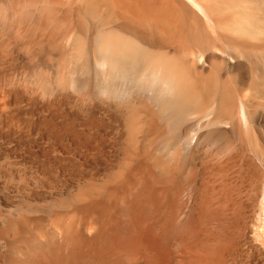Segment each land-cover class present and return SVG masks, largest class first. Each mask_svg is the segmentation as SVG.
I'll list each match as a JSON object with an SVG mask.
<instances>
[{
    "label": "bare ground",
    "instance_id": "6f19581e",
    "mask_svg": "<svg viewBox=\"0 0 264 264\" xmlns=\"http://www.w3.org/2000/svg\"><path fill=\"white\" fill-rule=\"evenodd\" d=\"M250 8L252 10L255 9L257 12L255 10H253L251 12ZM240 9H241L242 14L246 10H247V12H245V14L242 15V14H240L241 13ZM248 12H249L250 16L247 15ZM255 12H256V14H255ZM251 13H252L253 17H254V15L256 16L254 18H257L256 24H258V25H256L254 23L256 26L254 24H252L254 18H252ZM256 21H254V22H256ZM245 22H247L249 25H251V24H252V26L254 25L253 26L254 28L252 27L253 29H255V27L258 29L255 30L254 32H252L253 29L249 28V26H247L248 24ZM240 23H243V24L240 25ZM244 24H247L246 25L247 27ZM242 25H244L246 27V29H243L244 26L241 27ZM248 29L250 31H248ZM261 63L264 67V0H0V64H2V65L4 64L5 67H6V65L9 66L8 68H11L14 73L18 72V71L15 72V70L17 69V67L19 65H21V66L23 65L22 67H24V69H25L24 72L27 70H34V69L35 70L37 69L39 71V69H40L41 71L43 70V72L46 71L47 73L52 74V76L54 75L58 79L59 78L61 79V77H62V79L65 78L68 80V82L70 81V83L71 82L73 83L74 79L77 77L89 76L91 74H94V75L99 77V80L102 78L101 80L105 84L106 88L107 87H113V92H114V94L116 93V96H117V94L121 93L120 96H122V100L124 101V102L123 101L122 102L124 103L125 107L126 106L127 107L132 106V107H130L131 109L138 110V111L140 110V112L142 109H143V111L144 110L146 111L147 109L150 110L149 112H151L153 114H151V113L149 114V112H147L148 115H150L151 117L153 115L155 116V118H153V117L151 118L152 122L153 121L156 122L155 120L158 118L159 119L158 123H160V121H162V123H165L173 132H177V131L179 132L180 128H182V124H185V126H186L185 121H187V119L184 120V123H183V119H184L185 115L189 112H193V113L194 112H201L202 113V112H205L207 110H215L217 112V114L228 115L229 111L233 108L232 105H236V104L241 105L239 121H240V124L244 126V128H247L249 130L250 127L260 126L264 120V104L261 103L262 100L260 98V94L264 95V71L261 69L262 67L259 68V66H260L259 64H261ZM2 65H1V67H2ZM221 71H226L227 78L222 77ZM21 72H23V71H21ZM29 72H32V71H29ZM239 79L241 80V82H243V81L246 82V84L248 86V94H249V91H250V94L245 96V97H242L240 99L239 98L237 99L235 97V94H234L235 91H233L232 83H234V82L237 83V81ZM65 82H67V81H65ZM1 85L2 84H0V86ZM1 88H3V87H1ZM4 88H5V86H4ZM6 88H7V86H6ZM5 89L0 90V94H1V91H4ZM15 90H17V92L21 91V89L18 90V88H16V87L15 88L13 87V89L11 87H10V89L7 88L6 95H7V93L10 95V96L8 95L7 99L10 98L11 96H16V98H17V95L19 96V94ZM22 92H24V90L21 91L20 93H22ZM28 92H30V91H28ZM3 93H5V92H2V94ZM41 94L43 96V93H41ZM21 96L24 98L23 93L21 94ZM45 96H47V95H45ZM3 98L4 97L2 96L1 99L3 100ZM10 99H8V100H10ZM2 100L0 102L1 105L3 104ZM18 100H19V98H18ZM260 100H261V102H260ZM3 101L6 102L7 100L6 101L3 100ZM20 101H21V99H20ZM8 103H9V101H8ZM14 104H15V102H14ZM125 110H126V108H125ZM127 110H128V108H127ZM127 110H126V112H127ZM129 111L132 112V110H130V109H129ZM133 113L135 114V111H133ZM130 114H131L130 116L133 117L134 114L133 115H132V113H130ZM139 114L140 113H137L136 117L134 115V117L136 119L134 117L131 120L129 119L130 121H128L126 123V125L123 126V128L128 126V129H127V127L124 129L126 131L128 130L127 132L125 131V133L128 135L127 137L130 136L131 138H134V137H132V136H135L134 133L135 132L138 133V131L140 129H143L142 123L140 124V121L138 119L142 113L140 115ZM137 116H138V118H137ZM194 116H195V113H194ZM189 117H192V116H189ZM197 117L198 116H196V118ZM218 117H220V116H218ZM134 119H135V121L132 122V120H134ZM201 119H203V118H201ZM201 119H199V120H201ZM136 120H138L139 122ZM202 121H201V123H202ZM188 122H189V120H188ZM221 122H222V120H221ZM48 123L49 122L43 123V124H45V126L47 127V126L51 125V124L47 125ZM135 123L136 124L138 123L139 125H141V128L140 129H139V127L136 128V126L138 124L134 126ZM199 123H200V121H199ZM151 124H153V123H151ZM165 124H163L164 126L162 125L161 127L166 128L167 126H165ZM219 124H220V122H219ZM132 125L136 129H139V130L135 131L134 130L135 128L131 127ZM203 125H204V123H203ZM208 125L210 126V123ZM211 125H212V121H211ZM150 126H151V130H153L154 129V128H152L153 125H150ZM214 126H216V125H214ZM32 127H33V125H32ZM157 127H159V126L157 125ZM201 127H203V126H200V128ZM43 128L44 127H42V129ZM47 128H44V130H42V132L46 130L45 133L48 134V137H50L49 136L50 134H54L55 137H57L60 140H63L66 138L68 139V137H70L72 134L73 135L75 134V130L70 129L71 127L65 128V129H59L60 128L59 127L58 129L56 128V130L50 129L49 127H47ZM156 128L154 129L156 131H157V129H160V127L157 129ZM165 128H164V130H166ZM203 128H205V127H203ZM186 129H185V134H186ZM201 129L200 130L198 129V130L201 131ZM91 130H93V129H91ZM203 130H205V129H203ZM208 130H210V129H208ZM132 131H133V135H132ZM182 131H183V129H181V132ZM257 131H258L259 137L262 136V132H259V130H257ZM260 131H263V130L261 129ZM76 132L78 134V131H76ZM162 132L164 133L163 130H162ZM189 132H191V131H189ZM79 133H80L79 136L86 134L85 132H84V134H83V132H79ZM192 133H193V131H192ZM202 133H204V131ZM141 134H144V133H141ZM159 134H161V136H162V133H159ZM196 134L198 135V132ZM196 134H195V136H197ZM148 135H150V134L148 133ZM74 136H73V138H74ZM86 136H88V135L86 134ZM181 136H182V134H181ZM185 136H187V135H185ZM185 136H184V140H185ZM195 136L191 137L192 141L190 140L189 135H188L189 139L186 137V139H188V141L190 140L189 144L191 142L193 144V140L195 139ZM200 136L203 137L202 139L204 142L207 141L206 138H209L208 136L207 137L203 136V135H200ZM200 136H198V143H199V139H200L199 137ZM42 137H43V135H42ZM90 137L92 138V136H90ZM124 137H125V135H124ZM151 137H152V135H151ZM158 137H159V135H158ZM182 137H180V138H182ZM76 139H77V137H76ZM88 139H89V137H88ZM128 139L129 138H127V141L130 143L135 138L133 140L132 139L128 140ZM47 140H49V138ZM57 140L55 138V142ZM80 140L81 139H79V141ZM92 140H93V138H92ZM153 140H158V139H153ZM184 140H181L180 142L178 141L181 145H183L181 147H186V145H184L186 143V140H185V142H183ZM17 141H18V139H17ZM20 141H22V139ZM77 141H78V139H77ZM99 141L100 140H98V142ZM200 141H202V140H200ZM68 142H69V140H68ZM87 142L90 143V141H87ZM181 142H183V144ZM5 143L8 145V150L6 149L8 153L6 155L0 156V264H90V263H93L92 260L95 259V257H96V256L94 257L92 255V254H94V252H100V254L102 255L103 252L105 254L106 250H108L109 252L111 250V252H113V247L115 249L118 248V250L119 249L123 250V252L121 251L122 253L128 252L129 255L126 254V255H128V257L133 255V254L137 255L136 257L134 255L132 256L134 259H136V262H137L136 264H181V261L184 260L185 257L182 258L183 256L181 257L183 260H178L176 257L175 251H174V250H176L177 254H178V252L180 251L179 248L181 247V249H182V246H176L177 249L171 250L172 247L169 246V243H167V242L171 241L173 238V236L168 235L170 231L168 232V234L164 233V231H165L164 229L168 228L167 224L169 225V223L166 221H168L167 219L169 218L170 215L168 216V218L166 216V221H165L166 223L165 224L167 227L164 228L165 224L164 225L162 224L163 228L160 227L159 225L156 226V227L162 228L164 231L159 229V228L157 229L156 227H154V230L156 229L155 233L160 232L159 235H156L158 233L154 234V232L153 233L148 232L150 230L154 231L153 229H150V230L148 229L149 223L145 225V227H147L145 229H147L148 231L142 230L144 228V226L141 229V227H142L141 223L144 222V220L139 221L137 219L139 216L142 217V214H144L141 212L143 210H145V208L142 210L141 206L146 204V203H144V204L140 203L141 212L138 213L139 216L136 217L137 219H135V220L134 219L133 220L132 219H124V221L123 220L122 221L117 220L118 223H120V221H121V223H123V222L125 223V220L126 221L129 220L128 223L129 222L132 223V224L130 223L131 227L129 226L130 228H129V231H127V232H124L125 230L124 231L122 230L123 231L122 233H113V230H112L113 226L111 227V229H108L109 231L106 230L107 228L105 229L104 226H102L107 232H101V229L99 228V224H98V226L95 227L96 228L95 230H97V228H99L98 229V231L100 230L99 232L93 231L94 228L92 231H91L92 228H89V229L87 228L86 233H81L82 229H80V227L81 228H83V227L81 224L80 225H77V224L82 221L81 220L82 217L85 216V218H87L86 216L94 215L101 208H103L102 205H103L104 200L102 201L103 196H101V193L103 195L104 194L103 191L105 189H103V191H102V188L100 189L99 186L101 184H103L102 187L104 186L107 188L111 185H114L113 184L114 178H112V173L114 174L115 171L112 172V169L109 168L110 165L108 166L106 162H105L106 165H104L103 163L93 161L94 159L90 160V158H92V157H89V159H81L80 158L79 161H77L76 158H75V161L69 160V162H71V163L73 162L72 165L78 167L79 169L84 167V168H95V169L104 170L105 171V172L103 171L104 175L102 176V178H100L97 174V176L99 177V179L97 181L101 182V183H99L100 185L98 184L96 179H93V177L90 178L91 176L89 175L90 177L82 176L76 182L74 181L75 183H72V185H74V187L71 185L62 186L63 185L62 182H61L62 184L60 183L61 184V186H60V185H58V180H59L58 178H57L58 179L57 181H54V179H53V181L51 180L48 183L47 182L49 179L48 177H47L48 178L47 181H44L41 178L42 175L41 174L37 175L38 173L33 174L34 172L32 173V171H31L32 169L28 170V172H26V170H23V169H22V171L19 169H11L10 166L12 165V161H14V159H17V157L19 156V153L22 152V154H20V155L23 156L25 161L27 160L31 164H35V165L38 164V166L41 165V166H44L47 168H51V167H49L50 165L58 166V165L63 164V163L61 164V162H64L61 155L64 153H62L61 155H59V154L57 155L55 150H54L55 153H54V151L46 150L44 148L45 146L43 148L39 147V146H37V145H39V143L37 144V142H36L35 144H37V145H34V144H32V141L31 142L24 141L22 143H17L16 140L14 141L10 138H7ZM48 143L46 142L45 145H47ZM60 143H62V141ZM66 143L67 142H65V144ZM79 143H81V142H79ZM89 143H88V145H90ZM135 143H137V142H135ZM203 143H201V144H203ZM42 144H43V142H42ZM71 144H72V142H71ZM95 144H96V142H95ZM132 144H134V143H132ZM155 144H156V142H155ZM180 144H179V146H180ZM187 145H188V142H187ZM195 145L198 148L199 144L198 145L195 144ZM21 146H22V148H21V152H20L19 147H21ZM51 146H50V148H51ZM70 146H72V145H70ZM75 146H76V144H75ZM77 146H78V144H77ZM179 146H178V148H179ZM191 146H187V147H191ZM93 147H94V145H93ZM192 147H194V146H192ZM231 147H232V145H231ZM108 148H110V147H108ZM171 148L176 150L175 146L171 147ZM194 148H196V147H194ZM56 149H58V147H56ZM64 149H66L65 146H64ZM166 149H167V147H166ZM166 149L164 147L163 149H160V152L163 153L164 150H166ZM169 149H170V146H169ZM189 149H191V148H189ZM69 150H71L70 147H69ZM73 150H75V148ZM161 150H163V151H161ZM185 150L187 151V149H185ZM197 150H199V148ZM57 151H59V150H57ZM104 152L105 151L103 150V153ZM158 152H159V150H158ZM180 152H181V150H180ZM241 152H242V150H241ZM69 153H71V152H69ZM76 153H77V151H76ZM155 153H156V151H155ZM166 153H167V150H166ZM196 153H197V151H196ZM254 153H256V152H254ZM72 154L74 156V153H72ZM78 154H80V152ZM93 154H94V151H93ZM158 154H160V153H158ZM158 154L155 156H158ZM95 155L96 154H94V156ZM107 155H109V154L107 153ZM254 156H253V158H254ZM66 157H68V156H66ZM69 157H71V156H69ZM85 157H87V156H85ZM109 158H110V156H109ZM256 158H258V157H256ZM24 159H22V160H24ZM102 159H104V157ZM232 159H234V158H232ZM105 160L107 161L108 159L105 157ZM208 160H210V159H208ZM131 162L126 163L127 167H126V165L123 166L124 164H122L120 167L122 169H123V167L128 168V165H130ZM139 162H140V160H139ZM228 162H230V161H228ZM109 163H110V161H109ZM148 163H150V161ZM162 163L163 162H161V164ZM245 163H246V161H245ZM68 164L70 165V163H68ZM132 164L134 165L135 163L132 162ZM138 164L139 163H137V165ZM246 164L247 165H244V166H248V170H249L250 174L253 176V178H251V179L252 180L254 179V181H255V184H253L254 186H253L252 191H251V192H253L252 196L248 193L247 194L249 195V197L251 196V198L254 202L253 205L257 204L255 207L258 206L257 208L253 207V211H256V213L257 212L258 213L254 214V215H257L256 221H255V223L253 222L254 226L251 227V228L254 227L253 231L250 230L253 232V236L252 235L251 236L254 238L253 239L255 242L254 247H256L257 254L261 257V259H258L259 260V261H257L258 263L257 262H255V263L256 264H264V170L253 159L247 160ZM158 165H159V163H158ZM158 165H156L157 168L156 167L155 168L156 169L159 168L158 170L162 172L163 168L161 167L162 170H160L159 166H161V165H159V166ZM216 166H221V163H220V165H216ZM216 166H215V168L218 170V168ZM61 167H63V165ZM76 167H74V168H76ZM84 168H82V169L84 170ZM126 168H125V170H126ZM144 168H145V166H144ZM146 168H148V165ZM4 169H6L9 172L4 173L3 172ZM37 169L39 170V168H37ZM149 169L150 168H148L147 170H149ZM78 170H77V172H80ZM114 170H116V168ZM125 170H123V171L120 170V171L123 172V176L125 175L124 177L126 178L127 174H125V172H124ZM129 170H130V167L128 168L127 171H129ZM152 170L154 171L153 168H152ZM222 170H223V167H222ZM29 171H31V172H29ZM62 171H63V169H62ZM159 171L157 172V174H159ZM36 172H38V171H36ZM47 172H49V171H47ZM54 172L56 173L55 170H54ZM54 172L52 173V175L59 177V176H57L59 174V172H58V174L57 173L54 174ZM86 172H87V170H86ZM73 173H74V171H73ZM117 173H118V171H117ZM153 174H155V172ZM157 174H156V176L158 178L159 175H157ZM40 175H41V177L39 178ZM116 175L117 174L113 175V177H115ZM121 175H122V173H121ZM136 175L138 176V174H136ZM163 175L164 176L166 175L165 171H164V174H162V177H164ZM252 176H250V177H252ZM43 177H46V176L44 175ZM56 177H55V180H56ZM60 177L62 178V176H60ZM72 177L70 175V178H72ZM159 177H161V176H159ZM63 178H62V180H63ZM65 178H66V176H65ZM70 178H69V180H70ZM122 178H123L122 176H120L118 179L116 177V179L118 181H121ZM151 178L153 181L152 175H151ZM157 178H154V180ZM169 178H171V177L167 176V180H169ZM143 179H145V177H143ZM163 179L165 182L167 181V180H165L166 179V177H165V178L160 179L161 183H162ZM248 179H250L249 175L247 177V180ZM64 180H66V179H64ZM92 180L96 181L97 183L95 184V182H93ZM87 181L88 182L92 181L96 186L99 185L97 188L100 189V192L101 191L102 192L101 193L100 192L95 193V191H97L98 189L97 190L94 189L95 190L94 191L93 188H91L92 189L91 191H93L94 193H90L91 191L89 192L88 187H87V189L85 187L87 192L86 191L82 192L81 186H83L85 184V182L87 184ZM118 181H117V183H115L114 186H116V184L120 183ZM157 181H158V179H157ZM172 181H173V178H172ZM59 182H60V180H59ZM66 182H67V180H66ZM92 182H90V183L92 184ZM122 182H124V181H122ZM138 182H141V180L139 179ZM90 183H88L89 187L91 185ZM142 183H144V182H142ZM151 183H149V184L152 187ZM156 183L159 184V182H156ZM167 183H169V181ZM64 184H65V182H64ZM69 184H70V182H69ZM153 184H155V183H153ZM169 184L172 186L171 179H170ZM169 184H167V185H169ZM222 184H224V183H222ZM222 184L220 183L219 185L223 186ZM228 184H226L224 188H225V190L227 189V194H230L228 192L229 191V188H228L229 185ZM249 184H252V182H250ZM118 185L121 186V184H118ZM123 185H124V183H123ZM143 185L140 184L139 188H141V186H142L141 189H143L144 186L147 185V183L144 186ZM150 185H149V187H150ZM163 185H164V189H163V191H161L160 189L163 188ZM163 185H161L162 187L160 185H158V186H160L159 188H157L158 186L153 187L154 189L156 187L157 189H159V191H161V194H158V196L161 195V197L159 196L161 199H162V197H164V195H162V194H165L164 190H165V192H166V190L167 191L171 190V187H169L170 185L169 186L166 185L167 187L170 188V190L166 189L165 184H163ZM219 185H216V186H218V188H219V187H221ZM131 186L134 189L135 186L134 187H133V185H131ZM237 186L238 185H236L234 188V185L233 186L230 185V187L233 188L232 192L230 190L231 194H233V192L235 191L234 189H236ZM240 186H243V185H240ZM117 187H119V186H117ZM109 188H111V187H109ZM109 188H107V190H109ZM132 188L130 187L129 189L132 190ZM139 188H137L136 191H138V193L140 194V192H142V190L140 191ZM204 188H206V187H204ZM214 188H216V187L213 186L212 189H214ZM224 188H222V189H224ZM154 189H153V191H154ZM237 189H238V187H237ZM75 190H77V192H75ZM107 190H106L105 194H107V196H108ZM146 190L147 189H145V191ZM172 190L175 191V188H172ZM178 190H179V194H177V191H176L177 196L180 195V193H183V195H184V191L181 192L180 189H178ZM195 190H197V189H194V191ZM203 190L204 189H202L201 191H203ZM207 190H210V188ZM211 190H210L211 193L213 191H215V190H213V191H211ZM221 190L219 189V192ZM239 190L240 189H238V191L236 192L237 195L239 194ZM247 190L249 191V189H246V191ZM136 191H134V194L136 193ZM145 191L143 190V192H145ZM149 191L150 190H148L147 192L149 193ZM155 191H156V189H155ZM217 191H215V195L213 194L215 197L213 196L212 198L214 199V201L217 202V205H219L220 201L223 202L225 200H223V201L220 200L218 202L216 200V198L222 199V195L225 194V191L224 192L222 191V193L220 192L222 194L221 196H219V195L216 196V194L218 193ZM150 192H152V191H150ZM157 192H158V190L154 193H157ZM170 192L173 193L172 191H170ZM199 192H200V190H199ZM204 192H206V191L204 190ZM118 193H120V192H118ZM125 193H126V191H125ZM129 193H130V191H129ZM154 193L152 192V194H154ZM166 193H168V192H166ZM208 193H209V191H208ZM208 193H205L206 198L207 197L209 198V199L207 198L208 200L203 198L204 195L201 197L204 200H207V202L211 201V200L213 201V199L211 197H209L212 195H209ZM236 193H234L233 194L234 196L232 195L233 198H231V200H233V202L232 201L231 202H232V204H234V207H236V211L231 205L230 206H228L229 204L227 205V203H229V202H225L224 206H223V203L222 204L220 203L222 205V206L221 205L220 206H221V208L224 207V209H222V210H224L223 212L227 211L225 204L227 205L228 208L230 207L229 208V210L231 209L230 211H232V210H233V212L235 211V214H233V212H231L233 214V217L235 215L240 216V213L243 212L241 214V217H243V214H245V212H247L248 209H246V211L242 210V212H238L239 209L237 208V206H235V203H236V200L240 201L242 199V197L239 200L238 199L239 197L237 198V196H236V199H235L234 197H235ZM240 193L242 194V190ZM243 193L245 194L246 192L244 191ZM110 194H112V193H110ZM132 194L130 193L131 196H132ZM144 194H146V193H144ZM149 194H151V193H149ZM241 194L238 196H245L246 197V195H247V194L246 195H244V194L241 195ZM171 195H174L171 197L169 195V197L170 198L173 197V199L176 196L175 193H173ZM183 195L182 196L180 195L181 196L180 200H182V201H184L186 199V197H184ZM113 196H114V194H113ZM138 196H140V195H138ZM141 196H144V195L142 194ZM147 196H148V194L146 195V197ZM154 196L152 198L153 199L157 198V200H158L159 197L156 196V194ZM180 196H178V197L180 198ZM225 196L227 198H229L228 195L225 194ZM111 197L112 196H110V198ZM115 197H113V198L116 201L117 197L116 198ZM133 197L136 198L137 196L135 197L133 195ZM165 197H168L167 194H165ZM182 197H184L185 199L184 198L182 199ZM196 197H195V199H196ZM226 197H224V198L226 199ZM123 198H124V196H123ZM123 198H122V200H124L127 197L125 196V198L124 199ZM152 198H150V199H152ZM170 198H168L169 201H171ZM192 198H193V196H192ZM202 198H200L201 201L203 200ZM139 199H141V198H138L137 201H140ZM142 199H143V197H142ZM144 199H145V196H144ZM147 199H145L144 202L147 201ZM161 199H159V201ZM163 199L165 200V202H164V200L162 202L165 203V205H166L167 201L165 198H163ZM131 200H132V204H133L134 199L131 198ZM157 200L155 199V201H157ZM180 200H179V202L181 203L182 201H180ZM227 200L229 201V199H227ZM244 200H247V199H244ZM244 200L242 199L241 202H237V203H239V205L241 204L240 206H242V205H244V203H243ZM125 201H126V199H125ZM125 201H122V203ZM159 201L156 202L157 206H158ZM201 201H200V204L202 203ZM119 202H120V199L118 200V203ZM149 202L151 204L152 201L149 200ZM149 202L146 204L147 206L150 205ZM153 202H152V205L150 207L154 208V209H150V207L147 208L146 205L144 206L147 208V210H146L147 213L150 210H152V211L157 210L155 208L156 205L153 207V205L155 204V203L153 204ZM204 202H206V201H203L202 204H205ZM216 202H211V203H216ZM231 202H230V204H231ZM253 202L250 199V203H248V204L252 205ZM110 203H115V202H113V200H112ZM161 203H159V204H161ZM170 203L171 202H169V203L167 202V204H170ZM175 203H177L176 205H178V207L173 206L172 204L168 205V206H170V207L173 206L174 208L173 207L172 208L174 210H175V207H176V210H178L179 208H180V210H182L186 207L184 205L187 204L188 201H186V203L184 205H182L183 203L181 205H179L178 201H175ZM196 203L199 205L198 201H196ZM124 204H126V206H127L128 203L125 202ZM194 204H195V201H194ZM202 204L200 205V207L202 206L204 209H206L207 208L206 206L208 205V207L210 209V210L208 209V211H207L208 213H209V211H212V209H216L218 212H220L219 211L220 206H215L213 204L212 205L206 204V206H205ZM133 205L135 207V205H139V204L135 203ZM165 205L163 204V206H165ZM209 205L214 206V207L212 208ZM121 206H122V204H121ZM121 206H120V208H121ZM161 206L162 205H160L158 207L160 208ZM182 206H184V208L181 209ZM134 207L132 206V210L134 212H136L134 210ZM170 207L168 208L167 206H165L166 210L171 209ZM216 207H218V208H216ZM245 207H247V206H245ZM123 208H125V206ZM136 208L138 211L139 207H136ZM225 208H226V210H225ZM112 209H111V211H112ZM128 209H130V210H126L128 213H129V211L132 212V210L129 206H128ZM162 209H164V208L162 207L161 210ZM187 209H188V207H187ZM193 209H195V208H193ZM198 209H200V208H198ZM204 209H201L202 210V218L205 216L204 214H206L205 212L207 210L206 209L203 212ZM251 209L252 208H250V211H251ZM254 209H258V211L254 210ZM104 210H108V209H104ZM117 210H118V207H117L116 211ZM161 210H158V211H161ZM229 210H228V212H226V216H224V217L222 215L223 214L222 211L220 213L215 211L218 214H221L220 215L221 217L218 215V217L216 219H218L219 217H220V219L222 217H223V219L225 217L228 218L229 215L227 216V213L228 214L230 213ZM120 211H122V210H120ZM175 211H173L174 216H175V214L177 215V213H176L177 211L176 212ZM196 211H199V210H197V208H196ZM240 211H241V208H240ZM167 212H169V211L167 210ZM167 212L166 211L161 212L162 213L161 214L162 219H164L163 216H165L164 215L165 213H166V215L168 214ZM181 212L182 211H180V212L178 211V215H179V213L181 214ZM113 213H114V211H113ZM150 213H152V212H150ZM157 213L158 212L156 211L155 214L158 215L159 213L158 214ZM211 213H212V215L209 213V217H211V218L208 217V219H212L213 215L215 214L214 212H211ZM153 214L154 213H152V215ZM173 214L171 215L172 217H173ZM193 214L189 215L190 217H188V219L191 218V220H192L191 216ZM232 214H230V215L232 216ZM246 214H248V212ZM109 215H110V213L107 214V216H109ZM113 215H112V217H113ZM145 215H147V214H145ZM145 215H143V218L145 217ZM152 215L151 216L148 215L147 216L148 219H149V217L152 218ZM156 215H154L153 219H155ZM178 215H177V218L179 219V217L181 215L180 216H178ZM184 215H182V216H184ZM200 215H201V213H200ZM216 215H214V217H213L214 219H215ZM224 215H225V213H224ZM245 215H244V217L246 219L247 215L246 216ZM129 216L130 215H128V217ZM186 216H187V214H186ZM95 217L98 218L97 213H96ZM116 217H118V216H116ZM125 217H127V216H125ZM147 217L144 218L145 222L146 221L148 222V220H146ZM194 217H196V216H194ZM198 217L201 219V216H198ZM235 217L233 218V220L235 219ZM252 217L250 216V218H252ZM101 218H104V217H101ZM105 218H106V216H105ZM105 218H104V220H105ZM132 218H135V217H132ZM159 218L160 217H158L157 219H159ZM173 218H175V217H173ZM173 218H170L173 220L172 221L173 223H171V224L174 225V222L176 219L175 223L178 224L176 226V228L178 227V230L176 228H174L173 225H172L171 229L175 230V232H177V231L179 232L182 225L179 226V222L177 223V221H178L177 218H175V219H173ZM79 219L81 221H78ZM107 219H108V217L106 218L105 222H107ZM109 219H111V215H110ZM157 219H155V220H157ZM185 219H186V217H184L183 220H185ZM188 219L186 220V223L191 221V220L188 221ZM205 219L207 220L206 216L204 217V220ZM229 219H230V216H229ZM93 220L96 222L95 219H92L90 221L92 222ZM112 220H114V219H112ZM161 220L160 221L157 220L158 224L160 222H162ZM196 220H198V219H195V221ZM228 220L226 219L227 223H230V222H228ZM231 220H232V217H231L230 221ZM233 220H232V222H233ZM235 220L237 221V223L239 222L238 219H235ZM239 220H241V218ZM249 220H251V219H249ZM179 221L181 222V220H179ZM199 221H201V220H199ZM217 221H219V220H217ZM226 221H225V224H226ZM84 222L82 224H84ZM95 222H94V224H97V222L96 223ZM105 222H104V225H105ZM145 222L142 224H145ZM169 222H171V220ZM191 222H193V221H191ZM210 222L212 224V221H210ZM221 222H223V221H221ZM232 222H231V224H229V226L231 225L230 226L231 228L228 227V225H226V227H227L226 229H223L225 226L224 223H222L223 228L220 226L221 223L220 224L217 223V224H219V226L225 231L228 230V228L235 230V228H232V226H233ZM115 223H113V224L116 227L118 223L117 222H115ZM150 223L152 224V221ZM153 223H154V220H153ZM196 223H198V222H195V224ZM107 224H109V223H107ZM155 224H157V223L155 222L154 226H155ZM184 224H185V222H184ZM184 224H183V228L179 232L180 234L177 232L181 238H182V235L184 234V233L181 234V231L182 230L184 231ZM188 224L189 225L185 224L186 227L189 226V229L185 227V229H188V230L187 231L185 230L184 232H188V233H185L184 236H186V234L189 236H186L184 238V240L187 237H190L191 234L189 232H190V229H192V228H190L191 226L195 227V230H196V228H198V227H196L197 225L193 226L194 223L193 224L188 223ZM217 224H216V226H217ZM244 224H243V226H244ZM89 225H91V224H88L87 227H89ZM119 225H121V224H119ZM238 225L240 226V223H238ZM245 225H248V224L246 223ZM106 226L107 225H105V227ZM109 226H111V225H109ZM123 226H121V227H123ZM198 226H199V224H198ZM201 226H202V228H204L205 232H208L210 230V228H208V227H204L203 225H201ZM216 226L212 225L211 227L212 228L215 227L216 229L213 228L215 231L217 230V228H219L220 231L219 232L216 231L217 234L222 233L221 237L219 236L220 239L216 238L218 241L220 240L219 241L220 243L217 240H216V243H215V240H214V242L211 241V243L208 242L209 239H208V241H206L208 244H212V242L214 244H216V245H214V244L211 245V247L213 246L212 248L215 251L213 252L212 251L213 249H210L208 245H207L208 246L207 248L203 245L204 249H206V252L208 250L211 251V253L208 251L211 255H212V252H213V254H215V252L216 253L219 252L220 248L217 251H216V248L220 247V246H221L222 251H224V250L226 251L227 249L231 250L229 243H227L226 246L223 243V246H222V242H221L222 241L221 239H223L222 236L226 237L225 239H223V242H224V240L227 242L230 241V240H227V234H229V233H230L229 237L233 236L232 239H234L236 237V236L234 237V235H235L234 230H233L234 232L232 231L233 232L232 234H234V235H231L230 229H229V232L224 231V234H223V232H221L220 227H216ZM249 226H250V223H249ZM121 227H119V228L121 229ZM236 227H237V225H236ZM126 228H128V225L126 226ZM151 228H153V227H151ZM205 228L208 229V231H206ZM246 228H245V230H246ZM198 229L196 231L194 230V228L192 229V232L194 231L192 236L195 235L194 238L195 237L198 238V239L197 238L194 239L193 237H191L192 238L191 240H193L192 241L193 243L199 242V237H201V236H197V235H200V230H201V232H203V229H200L199 233H198ZM236 229H237L236 231L239 233L240 231H238V230H240L241 228L240 229L236 228ZM110 230H112V231H110ZM157 230H160V231H157ZM168 230H169V228H168ZM241 230H243V227ZM102 231H103V229H102ZM161 231H163L164 236H165V234H167V236L171 237L170 238L171 240H169V237H167V238L165 237L166 239L169 240L166 242V240L161 237L162 235L160 236ZM211 231L212 230H210V232ZM213 231L211 232V233H213L212 237L210 235L211 233L207 236L206 235H204V236L210 237V240L211 239L213 240V236L214 235H215L214 237L217 236L216 234H214ZM195 232L198 234H194ZM252 232L250 234H252ZM177 233L173 234L174 239H175V237L176 238L179 237V236H176ZM170 234H171V232H170ZM204 236H203V239H204V243L206 245V242H205L206 238H204ZM246 237L247 236H245V238ZM201 238H200V240L203 241ZM187 239H189V238H187ZM237 239H239V238L237 237ZM239 240H241V239H239ZM248 240H250V239H248ZM175 241L173 243H175ZM179 241L183 243L182 245H184L182 250H184V252L185 251L188 252L191 255V253H190L191 248H190V251H188L187 250L188 248H186V246H189L192 243L187 245V244H184L185 241L183 242V240L181 241V239L178 240V242ZM194 241H196V242H194ZM201 241L197 245L194 244V246L197 247L198 245H200ZM232 241H231V243H233ZM245 241H247V239ZM178 242H177V244H178ZM186 242H187V240H186ZM234 242H236V240ZM173 243H172V245H173ZM204 243H202V244H204ZM247 243H248V241H247ZM178 245H180V244H178ZM250 245H252V244L250 243ZM192 246H193V244H192ZM232 246H234V245H232ZM201 247H202V245H201ZM225 247L226 248L228 247V248L224 249ZM243 247L244 246L242 245V248ZM242 248H241V250H242ZM115 249H114V251H116ZM198 250L200 251L199 247H198ZM229 250L226 252H229ZM192 251H194V248L192 249ZM202 251H205V250H203V248H201L202 255H199L200 252L194 251V252H198V257L193 258L192 256H194V255H191V257L189 256L186 264H208L207 260L209 258L214 260L213 257H215L217 255V254L213 255V257L210 255L212 257L211 258L208 253L203 254ZM222 251L220 253H222ZM225 251L223 252L224 257L226 254ZM233 251H235V249ZM233 251H231V252H233ZM109 252L106 251V254H108ZM117 252H119L118 254L120 255L121 252L120 251H117ZM130 253H131V255H130ZM118 254L116 253L117 256H118ZM187 254L185 253L184 256ZM231 254L235 255L234 252ZM243 254H244V252H243ZM250 254H248V255H250ZM95 255H99V254L95 253ZM105 255H104V258H101L102 264L106 262V261L103 262V259H106ZM123 255L125 256V254H123ZM123 255L121 254L120 256H118V259L116 256H114V258H112V259L113 260L117 259L118 262H120V264L124 261H125L124 264H127L126 261H129L130 262L129 264H132L133 261H135L134 259L132 261V259H130L131 257H129V260H127V257H126L125 260L123 259L124 261L121 262L120 258L122 259L124 257ZM203 255L204 256L208 255L207 257H209V258L206 259L207 257H205L206 260L201 259L200 256L203 257ZM253 255H255V254H253ZM92 256H93V258L91 259ZM107 256L109 257V255H107ZM112 256L113 255H111V257ZM180 256H178V257H180ZM195 256H197V255H195ZM218 256H219V253H218ZM228 256L230 257V255L227 254V257ZM98 257H100V256H98ZM137 257H138V259H137ZM243 257H245V256H243ZM219 258L215 257L216 260H218ZM97 259L99 260V258L96 257L95 260H97ZM101 259L99 261H101ZM233 259H235V258H233ZM108 260L110 261L111 259H108ZM113 260L111 262H109V261L106 262V264L107 263L108 264H111V263L115 264L117 262V260H116V262H115V260L114 261ZM213 260H211V261H213ZM223 260L225 261V258ZM228 260H231V258ZM99 261H97L98 264H99ZM211 261H209V262H211ZM118 262L116 264H118ZM184 262H182V263H184ZM239 262H240V258H239ZM242 262L243 261H241L240 263L242 264ZM96 263H93V264H96ZM217 263L219 264L218 261H217ZM222 263H223V261H221V264ZM230 263L232 264V262H230Z\"/></svg>",
    "mask_w": 264,
    "mask_h": 264
},
{
    "label": "rangeland",
    "instance_id": "374dc122",
    "mask_svg": "<svg viewBox=\"0 0 264 264\" xmlns=\"http://www.w3.org/2000/svg\"><path fill=\"white\" fill-rule=\"evenodd\" d=\"M242 9V8H241ZM241 9H240V12H241ZM250 10H251V12L253 11V10H255V9H251L250 8ZM249 10V11H250ZM256 11V10H255ZM239 12V11H238ZM245 12H247V10L245 11ZM245 12H243V14H245ZM257 12V11H256ZM256 12H255V14H256ZM240 14H242V12L240 13ZM242 14V15H243ZM248 16H250L249 15V12H248V14H247ZM246 15V16H247ZM251 16H252V13H251ZM254 17H256L255 15H254ZM253 16H252V18H254ZM251 19V18H250ZM256 19L257 18H254V20H253V23L252 24H256L257 23V21H256ZM254 21H256V22H254ZM245 23H247V22H245ZM241 24H243V23H240V25ZM248 24V23H247ZM247 24H244L245 26L247 25ZM252 24L251 25H247V26H249V28H252L253 26H252ZM244 25H242L241 27H243ZM256 25H258V24H256ZM255 25V26H256ZM244 26V28L243 29H246V27ZM251 26V27H250ZM240 27V28H241ZM254 28V27H253ZM252 28V29H253ZM242 29V28H241ZM258 28H256L255 27V29H253L252 30V32H254L255 30H257ZM248 31H250L249 29H248ZM1 65L2 64H0V84H2L1 86H0V90H3V89H5L6 88V86H7V88L8 89H10V87L13 89V87L15 88H18V90H20L21 89V91H23L24 90V92H22L23 93V96H24V98L21 96V94L22 93H20L21 91H18L17 92V90H15L18 94H19V96L17 95V98H16V96H11L10 98H8V99H10V100H8L7 99V97H8V93H7V95H6V90H7V88L4 90V91H1V94H0V99L2 98V96L4 97L3 98V100H7L6 102H4L2 99V102H3V104L1 105V103H0V156H3V155H6L8 152H7V150H8V145L5 143L6 142V139L7 138H10V139H12V140H16V142L17 143H22V142H24V141H29V142H31L32 141V144H34V145H37L38 143H39V145H37V146H39V147H44L46 150H51V151H56V154L58 155H61L62 153H64V154H62L61 156H62V159H63V161L64 162H61V164L63 165V167H61L62 165H58V166H54V165H50L49 167H51V168H47V167H44V166H41V165H39L38 166V164H31V163H29V161H25V159L23 158V156L22 155H20V154H22V152H21V148H22V146L21 147H19L20 148V152L21 153H19V156L17 157V159H14V161H12V165L10 166V168L11 169H19V170H21L22 171V169L23 170H26V172H28V170H31L32 171V173L33 174H36V173H38L37 175H39V174H41L42 175V177H41V175L39 176V178L41 177L44 181H47V179L49 178H51L50 180L48 179V183L52 180L53 181V179H54V181H57L58 179L60 180V182H59V180H58V185H60L61 186V184L63 183V185L62 186H66V185H71V186H73L74 187V185H72V183H75L78 179H80L82 176H88V177H90V178H92L93 177V179H96V181L99 179V177L100 178H102V176L104 175V170H101V169H95V168H84V167H82V168H84V170L82 169V168H78V167H76V166H74V165H72L73 164V162L71 163V162H69V160L70 161H75V158H76V160L77 161H79L80 160V158L81 159H89V157H92V158H90V160L91 159H94L93 161H97V162H100V163H103L104 165H106V163H107V165L109 166V168H111L112 169V172H114L115 171V173L113 174L112 173V178H114L113 179V184L115 185V183H117V179L120 177V176H122L123 178H122V180L121 181H118V182H120V183H118V184H121V186L120 185H118V184H116V186H114V185H111V186H109V187H111V188H109V187H107V188H109V190H107V188L106 187H102V185L103 184H99V183H101V182H98V184L101 186H99L98 184V186H99V188L101 189L102 188V191H103V189H105L103 192H104V194L102 195V191L100 192V189H98L97 187L98 186H96L95 184L97 183L96 181H94V180H92L93 182H95V184L92 182V181H87V184H86V182H85V186L83 187V186H81V189H82V192L83 191H86V189H87V187H88V189H89V192L92 190L91 188H93V190L94 189H98L97 191H95V193H98V192H100L101 193V196H103V198H102V201H103V208H101L98 212H96L97 213V215H98V218H96L95 217V215H96V213L94 214V215H89V216H86L87 218H85V216L84 217H82V221L84 222V224H82L83 222L79 219L78 221H81L80 223H78L77 225H82V227L83 228H81L80 226V229H82L80 232L81 233H86V229L88 228H92L91 229V231L93 230V228H94V230L93 231H95V232H99L98 231V229L100 228L101 229V232H107V231H109L108 229H111V227H112V230H113V233H122L124 230V232H127V231H129V228L131 227L130 226V223L131 222H129L128 223V221H126L125 220V223L123 222V223H121V221L123 220L124 221V219H137L136 217L137 216H139L138 215V213L139 212H141V208H140V203L141 204H144V203H148L149 202V200L150 201H154L153 202V207L156 205V209L157 210H150V209H154V208H151L150 206L152 205V202H151V204H150V202H149V206H147L146 204H144V205H142L141 207H142V210L145 208V210H143L141 213H144V214H142V217L141 216H139L138 217V219L137 220H144V222H145V217H147L148 215L149 216H151L152 215V213H154L153 215H152V218L151 217H149V219H148V217H147V219L146 220H148V222L146 223L145 222V224H142V223H144V222H142L141 223V229L143 228V226H144V228L142 229V230H144V231H146L147 229H145V228H147V227H145V225L146 224H148L149 223V225H148V229L150 230V229H153L154 230V227H156V226H160V227H162L166 222H168L169 223V225L171 224V223H173L172 221V219H170V218H173V217H175V218H177V215H178V211L180 212V211H182L181 212V214L182 215H184L185 213L187 214V216H186V214L184 215V216H182L180 213H179V215L178 216H180L179 217V219L177 218V223L179 222V226L180 225H182L181 226V229L183 228V224H184V222H185V224H187V225H189L188 223H191V224H193L194 223V225L193 226H196V227H198V228H196V230L198 229V233H199V230L200 229H203V232H201V230H200V235H197V236H201V237H199V242H197V243H193L192 241L193 240H191L192 238L191 237H193L194 238V236H192V234H193V232H192V229L194 228V230H195V227H190V228H192V229H190V237H187V238H189V239H185L184 240V238L186 237V236H189V235H187L186 234V236H184L185 235V233H188V232H184L185 230L187 231L188 229H189V226H185V224H184V231L182 232L181 231V234H183L182 235V238L178 235V233L180 232V230H179V232L177 233V232H175V230H172L171 228H172V225L173 224H171L170 226L167 224V226H168V228H169V230H168V228L166 229L165 227H167L166 226V224H165V226H164V230L162 229V228H160V227H156L157 229L159 228V229H161V230H163L164 231V233H167L168 234V232L170 231L171 232V234H170V232H169V236H173V238H172V240L170 239L171 237H169V236H167V234H165V236H164V233H163V231H161V234H160V236L163 238V239H165L166 240V242L167 241H169V240H171V241H169V242H167V243H169V246H171L172 248H171V250H174V249H177V247L176 246H182V249H183V247H184V245H182L183 243L182 242H178V240H180L181 239V241L183 240V242H184V244H190V243H192L193 244V246H194V244L195 245H197L198 243H200V238L203 240V241H201V244L200 245H198L197 247L196 246H192V244L191 245H189V246H186V248H188L187 250L188 251H190V248H191V251H192V249L194 248V251H198V252H200L199 253V255H202V253H201V248H203V250H205V251H202L203 252V254H206V253H208L209 254V256L211 255L210 253H211V251L210 250H208L207 252H206V249H204V247H203V245L207 248L208 246H209V248L210 249H213L212 247H211V245H213L214 243V240H215V243H216V238H219L220 239V237H221V234H217V232L216 231H220L219 230V228H217V230L215 231L213 228H215V227H211L212 225L213 226H216V224L217 223H221V227L223 228V224L222 223H224V228L223 229H226L227 227H226V225H228V227H230L229 226V224H231V222H232V220H233V218L236 216H234L233 217V214H235V211H236V207H234V204H232V202H233V200H231V198H233V194L234 193H236L237 191H238V189H240L239 190V194L238 195H240L241 193V190H242V194L241 195H243L244 193V191L246 192L244 195H246L247 193L248 194H250L251 196H252V194H253V192H251L252 191V188H253V184H255V181H254V179L252 180L251 178H253V176L250 174V172H249V170H248V166H244V165H247L246 163H247V160H250V159H253L255 162H257V164L264 170V120H263V123L260 125V126H254V127H250L249 128V130L247 129V128H244V126L243 125H241L240 124V121H239V115H240V111H241V105H238V104H236V105H232V109L229 111V114L228 115H220V114H217V112L215 111V110H207V111H205V112H194L195 113V116H194V113L193 112H189V113H187L186 115H185V117H184V119H183V123H184V120H186L187 119V121H185L186 122V126H185V124H182V128H180V130H179V132L177 133V132H173V131H171V129L165 124V123H162V121H160V123H158V118L155 120L156 122H152V117L153 118H155V116L153 115L152 117L150 116V115H148V113L147 112H149L150 110H144L143 111V109L141 110V112H140V110L138 111V110H134V109H131L130 107H132V106H130V107H125V105H124V101L122 100V96H120L121 95V93H119V94H117V96H116V93L114 94V92H113V87H107L106 88V86H105V84L103 83V81L100 79L99 80V77L98 76H96V75H94V74H91V75H89V76H82V77H77V78H75L74 79V81H73V83L71 82L70 83V81L68 82V80L67 79H65V78H63L62 79V77H61V79L59 78H57V77H55L54 75L52 76V74H50V73H47L46 71H44L43 72V70L41 71L40 69H39V71L36 69H34V70H27V71H25L24 72V67H22L21 65H19L18 67H17V69L15 70V72L16 71H18V72H16V73H14L13 72V70L11 69V68H8L9 66H7L6 65V67L4 66V64L2 65V67H1ZM260 66H259V68H261L263 71H264V67H263V65H262V63L261 64H259ZM21 70H20V69ZM9 69V70H8ZM20 71H19V70ZM11 71V72H10ZM21 71H23V72H21ZM29 71H32V72H29ZM14 74H13V73ZM27 72V73H26ZM223 72V73H222ZM221 75H222V77L223 78H227V75H226V71H221ZM51 77V78H50ZM2 79V80H1ZM59 80V81H58ZM65 81H67V82H65ZM59 82V83H58ZM61 82V83H60ZM24 83V84H23ZM240 83V84H239ZM59 85V86H58ZM235 85V86H234ZM4 86H5V88H4ZM1 87H3V88H1ZM232 87H233V91H235V97L238 99H240V98H242V97H245V96H247V95H249L250 94V91H249V94H248V86H247V84H246V82L245 81H243V82H241V80L239 79L238 81H237V83H232ZM244 88V89H243ZM28 91H30V92H28ZM45 91V92H44ZM2 92H5V93H3L2 94ZM27 92V93H26ZM32 92V93H31ZM41 93H43V96H42V94ZM57 93V94H56ZM239 93V94H238ZM26 94V95H25ZM47 95V96H45V95ZM6 95V96H5ZM28 95V96H27ZM10 96V95H9ZM42 96V97H41ZM264 95H262V94H260V98H261V100H262V102H261V100H260V102L262 103V104H264L263 102H264V97H263ZM22 97V98H21ZM33 97V98H32ZM51 99H50V98ZM18 98H19V100H18ZM55 98V99H54ZM263 98V99H262ZM15 99V100H14ZM20 99H21V101H20ZM48 99V100H47ZM1 100H0V102H1ZM8 101H9V103H8ZM17 101V102H16ZM123 101V102H122ZM14 102H15V104H14ZM123 103V104H122ZM6 104V105H5ZM10 104V105H9ZM12 104V105H11ZM125 108H126V110H127V108H128V110H127V112H126V110H125ZM129 109L130 110H132V112H130L129 111ZM133 111H135V114L133 113ZM138 111V112H137ZM143 111V112H142ZM132 113V115L134 114L135 115V117H136V115H137V113H142L140 116H139V118H138V116H137V118L139 119V121H140V124L142 123V128L143 129H140L141 128V125H139L138 123V125L135 123L134 124V126L135 125H137L136 126V128L137 127H139V129L141 130H139V129H136L133 125L131 126V127H134L135 129V131H137V130H139L138 131V133H134V135L135 136H132L133 135V131H132V137H134V138H131L130 136L129 137H127L128 135L125 133V131L126 130H124L126 127H127V129H128V126H126V127H124L123 128V126L124 125H126V123L128 122V121H130L131 119H133V117H134V115H133V117L132 116H130L131 114L130 113ZM151 112H149V114H150ZM151 114H153V113H151ZM190 114V115H189ZM188 115V116H187ZM150 116V117H149ZM189 116H192V117H189ZM196 116H198L197 118H196ZM205 116V117H204ZM218 116H220V117H218ZM134 117V118H135ZM145 117V118H144ZM190 119H189V118ZM141 118V119H140ZM196 118V119H195ZM201 118H203V119H201ZM130 119V120H129ZM136 119V118H135ZM135 119L134 120H132V122H134L135 121ZM199 119H201V120H199ZM218 119V120H217ZM150 120V121H149ZM188 120H189V122H188ZM197 120V121H196ZM203 120V121H202ZM221 120H222V122H221ZM126 121V122H125ZM136 121H138V120H136ZM138 121V122H139ZM148 123H147V122ZM199 121H200V123H199ZM201 121H202V123H201ZM211 121H212V125H211ZM11 122V123H10ZM47 122H49L47 125H50V126H47V127H49L50 129H54V130H56V128L58 129L59 127V129H65V128H69V127H71L70 129H74L75 130V136H74V138H73V136L71 135L70 137H68V139L66 138V139H63V140H60V139H58L57 137H55V135L54 134H50L49 136L50 137H48V134H46L45 133V131H43L42 132V130H44V128H47L46 126H45V124H43V123H47ZM219 122H220V124H219ZM130 123V122H129ZM146 123V124H145ZM151 123H153V124H151ZM156 125H155V124ZM162 123V124H161ZM198 123V124H197ZM203 123H204V125H203ZM210 123V126L208 125ZM133 124V123H132ZM163 124H165V126H167L166 128L165 127H161ZM200 124V125H199ZM207 124V125H206ZM216 125V126H214V125ZM32 125H33V127H32ZM42 125V126H41ZM150 125H153L152 126V128H156L157 127V125L160 127V129H157V128H159V127H157L156 129H157V131L156 130H151V126ZM206 125V126H205ZM130 126V125H129ZM164 126V125H163ZM200 126H203V127H205V128H203V127H201L200 128ZM31 127V128H30ZM42 127H44L43 129H42ZM186 129V134H185V129ZM150 128V129H149ZM163 128V129H162ZM164 128L166 129V130H164ZM210 129V130H208V129ZM263 130V131H260L261 129ZM48 129V128H47ZM91 129H93V130H91ZM181 129H183V131L181 132ZM193 129V130H192ZM201 129V131H199V130ZM203 129H205V130H203ZM207 129V130H206ZM35 130V131H34ZM40 130V131H39ZM133 130V129H132ZM147 130V131H146ZM161 130V131H160ZM162 130L164 131V133L166 134H164L163 132H162ZM198 130V131H197ZM204 131V133H202L203 131ZM257 130H259V132H262V136H260L259 137V135H258V131ZM76 131H78V134H77V132ZM91 131V132H90ZM121 131V132H120ZM128 131V130H127ZM126 131V132H127ZM143 131V132H142ZM189 131H191V132H189ZM192 131H193V133H192ZM11 132V133H10ZM79 132H83V134H84V132L88 135V136H86V134H84V135H80L79 136ZM90 132V133H89ZM198 132V135L196 134ZM209 132V133H208ZM44 133V134H43ZM117 133V134H116ZM124 133V134H123ZM140 133V134H139ZM141 133H144V134H141ZM148 133L150 134V135H148ZM153 133V134H152ZM159 133H162V136H161V134H159ZM256 133V134H255ZM29 134V135H28ZM82 134V133H81ZM181 134H182V136H181ZM191 134V135H190ZM195 134L197 135V136H195ZM42 135H43V137H42ZM78 135V136H77ZM92 136V138H93V140H92V138L90 137V136ZM124 135H125V137H124ZM151 135H152V137H151ZM158 135H159V137H158ZM169 135V136H168ZM185 135H187V136H185ZM188 135H189V138H190V140L192 139L191 137H194L195 136V139L193 140V144H192V142L190 143L192 146H194V147H196L197 148V146L195 145V144H199L198 145V148H199V150H197L196 148H194V147H192L190 144H189V141H188ZM200 135H203V136H208L209 138H206L207 139V141L206 142H204L203 141V137L202 136H200ZM257 135V136H256ZM15 136V137H14ZM84 136V137H83ZM119 136V137H118ZM150 136V137H149ZM184 136H185V140H186V143L184 144V145H186V147H181V146H183V145H181L179 142L181 141V140H184ZM198 136H200L199 138V143H198ZM6 137V138H5ZM31 137V138H30ZM53 137V138H52ZM76 137H77V139H78V141H77V139H76ZM88 137H89V139H88ZM99 137V138H98ZM138 137V138H137ZM141 137V138H140ZM180 137H182V138H180ZM186 137L188 138V139H186ZM15 138V139H14ZM44 138V139H43ZM49 138V140H47ZM55 138H56V140L58 141H56L55 142ZM87 138V139H86ZM91 138V139H90ZM97 138V139H96ZM103 138V139H102ZM123 138V139H122ZM127 138H129V139H134L132 142H128L127 141ZM17 139H18V141H17ZM22 139V141H20ZM79 139H81L80 141H79ZM83 139V140H82ZM96 139V140H95ZM128 139V140H129ZM153 139H158V140H153ZM180 139V140H179ZM205 139V140H206ZM68 140H69V142H68ZM98 140H100L99 142H98ZM136 140V141H135ZM153 140V141H152ZM185 140L183 141V142H185ZM200 140H202V141H200ZM62 141V143H60ZM75 141V142H74ZM87 141H90V143L89 142H87ZM179 141V142H178ZM192 141V140H191ZM246 141V142H245ZM37 142V144H35ZM42 142H43V144H42ZM45 142V143H44ZM46 142L48 143L47 145H45L46 144ZM55 142V143H54ZM65 142H67L66 144H65ZM71 142H72V144H71ZM79 142H81V143H79ZM95 142H96V144H95ZM102 142V143H101ZM135 142H137V143H135ZM155 142H156V144H155ZM180 144V146H179V144ZM183 142H181L182 144H183ZM187 142H188V145H187ZM204 142V143H203ZM88 143L90 144V145H88ZM127 143V144H126ZM132 143H134V144H132ZM201 143H203V144H201ZM50 144V145H49ZM57 144V145H56ZM65 144V145H64ZM75 144H76V146H75ZM77 144H78V146H77ZM80 144V145H79ZM84 144V145H83ZM86 144V145H85ZM104 144V145H103ZM168 144V145H167ZM177 146H176V145ZM202 146H201V145ZM52 145V146H51ZM60 145V146H59ZM63 145V146H62ZM68 145V146H67ZM70 145H72V146H70ZM83 145V146H82ZM93 145H94V147H93ZM96 145V146H95ZM101 145V146H100ZM165 145V146H164ZM231 145H232V147H231ZM50 146H51V148H50ZM54 146V147H53ZM62 146V147H61ZM64 146L66 147V149H64ZM85 146V147H84ZM169 146H170V149H169ZM175 146V148H176V150L175 149H173V148H171V147H174ZM178 146H179V148H178ZM187 146H191V147H187ZM201 146V147H200ZM234 146V147H233ZM237 146V147H236ZM7 147V148H6ZM56 147H58V149H56ZM61 147V148H60ZM69 147L71 148V150H69ZM89 147V148H88ZM93 147V148H92ZM96 147V148H95ZM100 147V148H99ZM108 147H110V148H108ZM165 147V149H166V147H167V153H166V150H164V152L162 153V152H160V149H163V148ZM219 147V148H218ZM24 148V147H23ZM50 148V149H49ZM75 148V150L77 151V153H76V151L75 150H73ZM81 150H80V149ZM104 148V149H103ZM112 148V149H111ZM157 148V149H156ZM187 149V151L185 150V149ZM189 148H191V149H189ZM194 148V149H193ZM223 148V149H222ZM7 149V150H6ZM83 149V150H82ZM86 149V150H85ZM105 151L104 153H103V150ZM106 149V150H105ZM189 149V150H188ZM201 149V150H200ZM204 149V150H203ZM229 149V150H228ZM233 151H232V150ZM57 150H59V151H57ZM65 150V151H64ZM88 150V151H87ZM158 150H159V152H158ZM172 150V151H171ZM174 150V151H173ZM180 150H181V152H180ZM238 150V151H237ZM241 150H242V152H241ZM55 151H54V153H55ZM83 151V152H82ZM93 151H94V154H96L95 156H94V154H93ZM101 151V152H100ZM155 151H156V153H155ZM161 151H163V150H161ZM171 151V152H170ZM196 151H197V153H196ZM201 151V152H200ZM59 152V153H58ZM69 152H71V153H69ZM80 152V154H78ZM91 152V153H90ZM169 152V153H168ZM184 154H183V153ZM254 152H256V153H254ZM72 153H74V156H73V154ZM86 153V154H85ZM101 153V154H100ZM107 153L109 154V155H107ZM158 153H160V154H158ZM171 153V154H170ZM182 153V154H181ZM190 153V154H189ZM222 153V154H221ZM241 153V154H240ZM253 153V154H252ZM76 154V155H75ZM82 154V155H81ZM92 154V155H91ZM143 154V155H142ZM158 154V156H155V155H157ZM168 156H167V155ZM173 154V155H172ZM81 155V156H80ZM142 155V156H141ZM145 155V156H144ZM178 155V156H177ZM255 155V156H254ZM66 156H68V157H66ZM69 156H71V157H69ZM85 156H87V157H85ZM109 156H110V158H109ZM152 156V157H151ZM155 156V157H154ZM173 156V157H172ZM253 156H254V158H253ZM64 157V158H63ZM83 157V158H82ZM104 157V159H102ZM105 157L108 159L107 161L105 160ZM112 157V158H111ZM154 157V158H153ZM158 157V158H157ZM169 157V158H168ZM210 157V158H209ZM256 157H258V158H256ZM101 158V159H100ZM133 158V159H132ZM153 158V159H152ZM177 158V159H176ZM218 158V159H217ZM232 158H234V159H232ZM22 159H24V160H22ZM73 159V160H72ZM137 159V160H136ZM155 159V160H154ZM157 159V160H156ZM208 159H210V160H208ZM243 159V160H242ZM99 160V161H98ZM105 160V161H104ZM139 160H140V162H139ZM161 160V161H160ZM164 160V161H163ZM234 160V161H233ZM68 161V162H67ZM82 161V160H81ZM109 161H110V163H109ZM134 162L135 164L133 165L132 164V162ZM150 161V163H148V162ZM156 161V162H155ZM209 161V162H208ZM211 161V162H210ZM215 161V162H214ZM227 161V162H226ZM228 161H230V162H228ZM245 161H246V163H245ZM26 162V163H25ZM67 162V163H66ZM106 162V163H105ZM128 162H131V166L130 165H128V168L130 167V170L129 171H127L128 170V168H126L127 167V164L126 163H128ZM161 162H163L162 164H161ZM233 162V163H232ZM68 163H70V165L68 164ZM112 163V164H111ZM137 163H139L138 165H137ZM154 163V164H153ZM156 163V164H155ZM158 163H159V165H161V166H159L158 165ZM219 163V164H218ZM220 163H221V166H216V165H220ZM122 164H124L123 166H125L126 165V170H125V168L123 167V169L120 167ZM216 164V165H215ZM69 165V166H68ZM147 165H148V168H150L149 170H147L148 168H146L147 167ZM156 165H158L159 167H160V170H162L161 169V167L163 168V170H162V172L161 171H159L158 169H156L157 168V166ZM163 165V166H162ZM65 166V167H64ZM139 166V167H138ZM144 166H145V168H144ZM215 166L218 168V170L215 168ZM36 167V168H35ZM59 167V168H58ZM74 167H76V168H74ZM156 167V168H155ZM220 167V168H219ZM222 167H223V170H222ZM37 168H39V170L37 169ZM45 168V169H44ZM58 168V169H57ZM72 170H71V169ZM116 168V170H114ZM133 168V169H132ZM152 168L154 169V171L152 170ZM232 168V169H231ZM43 169V170H42ZM53 171H52V170ZM62 169H63V171H62ZM65 169V170H64ZM68 171H67V170ZM79 169V170H78ZM89 169V170H88ZM135 169V170H134ZM146 169V170H145ZM156 169V170H155ZM212 169V170H211ZM38 171V172H36V171ZM49 171V172H47V171ZM54 170L56 171V173L58 174V172H59V174L57 175V176H62V178H63V180H62V178L60 179L59 177H56V176H53L52 175V173L54 172ZM58 170V171H57ZM77 170L78 171H80V172H77ZM83 170V171H82ZM86 170H87V172H86ZM93 170V171H92ZM99 170V171H98ZM123 171V170H125L124 172H125V174H127V176H126V178L123 176V172H121V171ZM133 170V171H132ZM141 170V171H140ZM152 172H151V171ZM159 171V174H157V172ZM221 170V171H220ZM31 171H29V172H31ZM44 171V172H43ZM73 171H74V173H73ZM82 171V172H81ZM104 171V172H103ZM117 171H118V173H117ZM143 171V172H142ZM148 173H147V172ZM157 171V172H156ZM164 171H165V174L167 175V176H169V177H171V178H169V180H167V176L165 175H163L164 177H162V174H164ZM3 172L4 173H8L9 171H7L6 169H4L3 170ZM25 172V171H24ZM42 172V173H41ZM46 172V173H45ZM98 172V173H97ZM132 172V173H131ZM155 172V174H153ZM162 174H161V173ZM167 172V173H166ZM174 172V173H173ZM215 172V173H214ZM229 172V173H228ZM55 172H54V174H56ZM85 173V174H84ZM91 173V174H90ZM94 173V174H93ZM121 173H122V175H121ZM151 173V174H150ZM50 174V175H49ZM69 174V175H68ZM96 174V175H95ZM97 174H98V176H97ZM115 174H119L118 176L116 175L115 177H113V175H115ZM129 174V175H128ZM136 174H138V176L136 175ZM142 174V175H141ZM156 174L157 175H159V176H161V177H159L158 176V178H157V176H156ZM169 174V175H168ZM174 174V175H173ZM219 176H217V175ZM249 175V178L250 179H248L247 180V177H248V175ZM46 176V177H43V176ZM50 177H49V176ZM70 175H71V177L72 178H70ZM76 175V176H75ZM90 175V176H89ZM133 175V176H132ZM145 175V176H144ZM148 175V176H147ZM151 175H152V177H153V181H152V178H151ZM52 176V177H51ZM65 176H66V178H65ZM95 176V177H94ZM136 176V177H135ZM145 177V179H143V177ZM150 176V177H149ZM155 176V177H154ZM250 176H252V177H250ZM48 177V178H47ZM55 177H56V180H55ZM77 177V178H76ZM116 177H117V179H116ZM129 177V178H128ZM142 177V178H141ZM166 177V179L165 180H167L166 182L164 181V179H163V181H162V183H161V181H160V179H162V178H165ZM175 177V178H174ZM46 178V179H45ZM58 178V179H57ZM68 178V179H67ZM69 178H70V180H69ZM125 178V179H124ZM138 178V179H137ZM154 178H157L158 179V181H157V179H155L154 180ZM172 178H173V181H172ZM64 179H66L67 180V182H66V180H64ZM73 179V180H72ZM76 179V180H75ZM121 179V178H120ZM124 179V180H123ZM137 179V180H136ZM141 180V182H138V180ZM170 179H171V183H172V186L169 184L170 183ZM145 180V181H144ZM228 180V181H227ZM250 180V181H249ZM75 181V182H74ZM122 181H124V182H122ZM148 181V182H147ZM169 181V183H167ZM246 181V182H245ZM62 182V183H61ZM64 182H65V184H64ZM69 182H70V184H69ZM90 182H92V184L90 183ZM142 182H144V183H142ZM152 182V183H151ZM156 182H159V184H157ZM248 182V183H247ZM250 182H252V184H249ZM61 183V184H60ZM88 183H90L89 185H90V187L88 186ZM123 183H124V185H123ZM147 183V185L146 186H144L145 184ZM149 183H151L152 184V187H151V185L149 184ZM153 183H155V184H153ZM169 184V185H167V184ZM222 184V183H224V184H222L223 186H221V185H219V184ZM229 183V184H228ZM94 184V185H93ZM140 184H144L143 186H144V188L143 189H141L142 188V186H141V188H139L140 187ZM157 184V185H156ZM163 184H165V186L167 185V186H169V187H171V190H170V188L169 187H167L166 186V189H168V190H170V191H174V190H172V188H175V191L173 192V193H175V197H174V199H173V197L172 198H170L171 196H174V195H171V194H173V193H171L170 191H167L166 190V192H170L169 194L168 193H166L165 192V190H164V193L165 194H167V196L168 197H165V194H162V195H164V197H162V199L160 198L161 197V195H159L158 196V194H161V191H163V189H164V185ZM226 184H228L227 186H228V188H229V193L230 194H227V189L225 190V185ZM246 184V185H245ZM93 185V186H92ZM131 185H133V187H134V189L132 188V186ZM149 185H150V187H149ZM158 185H163V188H161L160 190L161 191H159V189H157V188H159L160 186H158ZM208 185V186H207ZM214 187H216V188H214V189H212V187L213 186ZM216 185H219V186H221V187H219L218 188V186H216ZM230 185L231 186H233L234 185V188H235V186L236 185H238L237 187H238V189H237V187H236V189H234L235 191L233 192V194H231V192L233 191V188H231L230 187ZM240 185H243V186H240ZM248 185V186H247ZM113 186V187H112ZM117 186H119V187H117ZM154 186H158L157 188L155 187V189H156V191L158 190V192L157 193H154V192H156L155 191V189L153 188ZM174 186V187H173ZM211 186V187H210ZM251 186V187H250ZM85 187H86V189H85ZM132 188V190L131 189H129V188ZM139 188V190L141 191L142 190V192H140V194L138 193V191H136V189L137 188ZM148 187V188H147ZM162 187V186H161ZM204 187H206L207 189H209L210 188V190L211 191H213V190H215V191H217L218 193L216 194V196H221L222 194V191L224 192L225 191V194L226 195H228L229 196V198H227L226 196H225V194L224 195H222V199H219V198H216V200L219 202L220 200H225V201H223V202H219V205H217V202L216 201H214V199L212 198L214 195H215V191H213L212 193L210 192V190H207L206 188H204ZM123 188V189H122ZM128 188V189H127ZM188 188V189H187ZM200 188V189H199ZM204 189L206 192H204V190L203 191H201L202 189ZM222 188H224V189H222ZM227 188V187H226ZM84 189V190H83ZM145 189H147L146 191H145ZM153 189H154V191H153ZM178 189H180V191L182 192V191H184V195H183V193H180V195L182 196H184V197H186V199L184 198V197H182V199L184 198L186 201H188V203L187 204H185L186 203V201L184 202V201H182V200H180L181 199V196L180 195H178V196H180V198L177 196V194H179V190ZM194 189H197V190H195L194 191ZM219 189L221 190L220 192H219ZM246 189H249V191L247 190L246 191ZM106 190L108 191L107 193H108V196L110 195V196H112L111 198H110V196L108 197L107 196V194H105L106 193ZM143 190L145 191V192H143ZM148 190H150V191H152L154 194H152V192H150L149 191V193H151V194H149L147 191ZM199 190H200V192H199ZM230 190H231V192H230ZM244 190V191H243ZM125 191H126V193H125ZM129 191H130V193L132 194V196L130 195V193H129ZM134 191H136V193L134 194ZM176 191H177V194H176ZM194 191V192H193ZM208 191H209V193H208ZM75 192H77V190H75ZM87 192V191H86ZM88 192V193H89ZM118 192H120V193H118ZM192 192V193H191ZM250 192V193H249ZM90 193H94L93 191H91ZM110 193H112V194H110ZM117 193V194H116ZM144 193H146V194H144ZM163 193V192H162ZM186 193V194H185ZM195 195H194V194ZM199 193V194H198ZM201 193V194H200ZM205 193H208L209 195H212V196H209V197H211L212 199H213V201L211 200V201H208L207 202V200L209 199L208 197V199L206 198V196H205ZM211 193V194H210ZM113 194H114V196H113ZM127 194V195H126ZM144 195L145 196V199H147V201H145L144 202V196H141V195ZM148 194V196L146 197V195ZM156 194V196H158L159 198H158V200H157V198H155L157 201H159V199H161L160 201L162 202L164 199L163 198H165L166 199V201L169 203V202H171L170 204H167V202H166V205H165V203H161L160 201H159V203H161V204H159L158 203V206H160V205H162L160 208L157 206V201H155V199H153L152 197L154 196ZM214 194V195H213ZM246 195V197L245 196H238L237 195V193H236V195H235V199H236V196H237V198L240 200L241 199V197H242V199L244 200V199H247V200H244L243 201V203H244V205H242V206H240L239 205V203H237V202H241V200L240 201H238V200H236V203H235V206H237V208L239 209L238 210V212H242V210L244 211H246V209H248V214H246L247 212H245V214L247 215H245V214H243V217H244V215L246 216V219H245V217L243 218V217H241V214L243 213H240V216H236L235 217V219H238V223H240V226L238 225V223H237V221L234 219L233 220V222H232V224H233V226H232V228H235V235L234 234H232L234 231L232 230V229H230V228H228V230H226V231H228L229 232V229L231 230V235H234V239H232V237L233 236H231V237H229V235H230V233L229 234H227V240H230V241H225L224 240V242H223V239H225L226 237H224V236H222V238L223 239H221L222 241V246H223V243L225 244V246L227 245V243H229L228 245L230 246V248H231V250H229V249H227L226 247L224 248V249H227L226 251H228L229 250V252H226L225 250V257H224V251H222L221 250V246L220 247H217L216 248V251L219 249V252H215V254H213V252L215 251L214 249L212 250L213 252H212V257H213V255H216L215 257H217V258H219L218 260H216L215 259V257H213L214 258V260L213 259H210L209 257H207L208 255H206V256H204L203 255V257H201L200 256V258L201 259H205V257H207L206 259H208L207 261H208V264H212L213 262V264H218L217 263V261L219 262V264H221V261H223V263L222 264H231L230 262H232V264H241L240 262L241 261H243L242 262V264H256L255 262H257V261H259L258 259H261V257L257 254V251H256V247H254L255 246V242H254V238L252 237L253 236V228H251L252 226H254V223H255V221H256V216L257 215H254V214H257L256 213V211H253V207L254 208H257V207H255L256 205H253L254 204V202H253V200H252V198H251V196L249 197V195ZM133 195L136 197V198H134L133 197ZM138 195H140V196H138ZM169 195H170V197H169ZM204 195V197L203 198H205V199H207V200H204L201 196H203ZM232 197H231V196ZM105 196V197H104ZM117 197V199H116V201H115V199L113 198V197ZM123 196H124V198H125V196L128 198L129 196V200L127 199V198H125L126 199V201H125V199L123 198ZM151 196V197H150ZM192 196H193V198H192ZM198 198H197V197ZM226 197V199L224 198V197ZM108 197V198H107ZM115 197V198H116ZM142 197H143V199H142ZM155 197V196H154ZM177 197V198H176ZM195 197H196V199H195ZM215 197V196H214ZM244 197V198H243ZM248 197V198H247ZM108 200H107V199ZM122 198L124 199V200H122ZM131 198H133L134 200H133V204H139V205H135V207H134V205L132 204V200H131ZM138 198H141V199H139L140 201H137V199ZM150 198H152V199H150ZM168 198H170V200L171 201H169V199ZM176 198V199H175ZM179 198V199H178ZM200 198H202L203 200L201 201V199ZM120 199V202L118 203V200ZM227 199H229V201L227 200ZM250 199H251V201L253 202L252 203V205L251 204H248V203H250ZM113 200V202H115V203H110L111 201ZM125 201L126 203H128L127 204V206H126V204H124L125 202H123L122 203V201ZM178 201V204L179 205H181L183 202V204L182 205H184V206H186L185 208H184V206H182L181 207V209L182 208H184V209H182V210H180V208L178 209V210H176V207H175V210L177 211H175L173 208V206H177L178 207V205H176L177 203H175V201ZM179 200L180 201H182L181 203L179 202ZM143 201V202H142ZM174 203H173V202ZM191 201V202H190ZM194 201H195V204H194ZM196 201H198V203H199V205L196 203ZM200 201L203 203V201H206V202H204L205 204H202V205H205L206 206V204H213V205H215V206H220L222 203H223V206H224V203L225 202H229V203H227V205L228 206H232L234 209H235V211L233 212V210L232 211H230L229 210V208L227 207V205L225 204V206H226V208H227V211L226 212H228V210H229V214L227 213V216L229 215L230 216V219H231V217H232V220L230 221V219H229V216H228V218L227 217H225L224 219H223V217L224 216H226V212H223L224 210H222V209H224V207L223 208H221V206H220V208H219V211L221 212H223V217L220 219V215L221 214H218V213H220V212H218L216 209H212V211H209V213L212 215V213L211 212H214L215 214L214 215H216V217H215V219L218 217V215L220 216L218 219H214L213 217H214V215H213V217H212V219H208V217H209V213L207 212L208 211V209H209V207H208V205L206 206L207 208V210L206 209H204L202 206V208L200 207ZM232 201V202H231ZM235 201V200H234ZM249 201V202H248ZM164 202H165V200H164ZM211 202H216V203H211ZM230 202H231V204H230ZM247 202V203H246ZM221 203V204H220ZM121 204H122V206H121ZM131 204V205H130ZM163 204L165 205V206H167L168 208L170 207V206H168V205H173V206H171L170 208L171 209H167L169 212H167V210H166V208H165V206H163ZM238 204V205H237ZM248 204V205H247ZM107 205V206H106ZM125 206V208H123L124 206ZM146 205V207L148 208V207H150V211H148V213H147V208L146 207H144ZM197 205V206H196ZM106 206V207H105ZM110 206V207H109ZM120 206H121V208H120ZM128 206L131 208V210H132V206L134 207V210L136 211V212H134L133 210H132V212L131 211H129V213L126 211V210H130V209H128ZM190 206V207H189ZM193 206V207H192ZM204 206V207H205ZM210 206V205H209ZM239 206V207H238ZM245 206H247V207H245ZM251 206V207H250ZM108 207V208H107ZM114 207V208H113ZM117 207H118V210L116 211V209H117ZM136 207H139V209H138V211H137V208ZM164 208V209H162L161 210V208ZM173 207V208H172ZM187 207H188V209H187ZM192 207V208H191ZM210 207H214V206H210ZM113 208V209H112ZM123 208V209H122ZM193 208H195V209H193ZM196 208H197V210H199V211H196ZM198 208H200V209H198ZM216 208H218V207H216ZM226 208H225V210H226ZM240 208H241V211H240ZM244 208V209H243ZM250 208H252L251 209V211H250ZM104 209H108V210H104ZM111 209H112V211H111ZM115 209V210H114ZM201 209H204L203 210V212L206 210V214H204L205 216H206V218H207V220L205 219L204 220V217L202 218V210ZM110 210V211H109ZM120 210H122V211H120ZM140 210V211H139ZM158 210H161V211H158ZM188 212H187V211ZM210 210V209H209ZM214 210V211H213ZM254 210H257L258 211V209H254ZM113 211H114V213H113ZM157 211L158 213V215H156L155 214V212ZM164 211H166L168 214L166 215V213L164 214L165 216H163L164 217V219H162L161 217H162V213L161 212H164ZM172 211V212H171ZM173 211H175L176 213H177V215L175 214V216H174V214H173ZM194 211V212H193ZM215 211H217V212H215ZM100 212V213H99ZM131 212V213H130ZM150 212H152V213H150ZM174 212V213H175ZM197 212V213H196ZM199 212V213H198ZM231 212H233V214L231 213ZM255 212V213H254ZM103 213V214H102ZM105 213V214H104ZM110 213V215H111V219H109L110 218V215L109 216H107V214H109ZM120 213V214H119ZM137 213V214H136ZM140 213V214H141ZM173 214V217L171 216L172 214ZM193 214L191 217H192V220H191V218H189L188 219V217H190L189 215H191V214ZM196 213V214H195ZM200 213H201V215H200ZM208 213V214H207ZM224 213H225V215H224ZM114 214V215H113ZM126 214V215H125ZM134 214V215H133ZM145 214H147V215H145ZM198 214V215H197ZM230 214H232V216L230 215ZM237 214V213H236ZM103 215V216H102ZM112 215H113V217H112ZM121 215V216H120ZM128 215H130L129 217H128ZM143 215H145V217L143 218ZM154 215H156L155 216V219H157L158 217H160L159 219L162 221V222H160L159 224H158V222H157V220L158 221H160L159 219H157V220H155V219H153L154 218ZM161 215V216H160ZM170 215V216H169ZM208 215V216H207ZM105 216H106V218L108 217V219H107V222H105V220H106V218H105ZM116 216H118V217H116ZM121 218H120V217ZM125 216H127V217H125ZM166 216H167V218H168V216H169V218L167 219L168 221H166ZM194 216H196V217H194ZM198 216H201V219L198 217ZM250 216L252 217V218H250ZM90 217V218H89ZM101 217H104L105 218V220H104V218H101ZM132 217H135V218H132ZM184 217H186V219L185 220H183L184 219ZM81 218V217H80ZM101 218V219H100ZM140 218V219H139ZM143 218V219H142ZM151 218V219H150ZM175 218H173V219H175ZM209 218H211V217H209ZM241 218V220H239ZM254 218V219H253ZM89 221H88V220ZM92 219H95L96 220V222H97V224H94V222L92 223L90 220H92ZM112 219H114V220H112ZM188 219V221H193V222H188V223H186V220ZM195 219H198V220H196L195 221ZM226 219L228 220V222H230V223H227V221H226ZM245 219V220H244ZM249 219H251V220H249ZM87 220V221H86ZM98 220V221H97ZM103 222H102V221ZM117 220H121L120 221V223H118V221ZM153 220H154V223L156 222L157 224H155V226H154V223H153ZM171 220V222H169ZM179 220H181V222L179 221ZM199 220H201V221H199ZM217 220H219V221H217ZM254 220V221H253ZM109 221V222H108ZM113 221V222H112ZM152 221V224L150 223V222ZM166 221V222H165ZM210 221H212V224H211V222ZM221 221H223V222H221ZM225 221H226V224H225ZM87 222V223H86ZM90 222V223H89ZM95 222V223H96ZM104 222H105V225H107L106 227H105V225H104ZM115 222H117L118 224H117V226L115 227V225L113 224V223H115ZM175 222H176V219H175ZM174 222V228H176V226L178 225V224H176ZM195 222H198V223H196L195 224ZM206 222V223H205ZM209 222V223H208ZM236 222V223H235ZM246 224H248V225H245L244 223ZM250 223V226H249V223ZM252 222V223H251ZM254 222V223H253ZM107 223H109V224H107ZM113 225H112V224ZM203 223V224H202ZM208 223V224H207ZM88 224H91V225H89V227H87V225ZM98 224H99V228H97V230H95L96 228L95 227H97L98 226ZM116 224V223H115ZM119 224H121V225H119ZM124 226H123V225ZM128 225V228H126V226ZM132 224V223H131ZM163 224V225H162ZM190 224V225H191ZM198 224H199V226H198ZM215 224V225H214ZM219 224H217V226L216 227H220L219 226ZM243 224H244V226H243ZM253 224V225H252ZM109 225H111V226H109ZM201 225H203L204 227H208V228H210V230H214L213 232H214V234H216L217 236L216 237H214L213 236V240L211 239L210 240V237H205L204 235H209L211 232H210V230L208 231V229H206V231H208V232H205L204 231V228H202V226ZM236 225H237V227H236ZM102 226H104V228L107 230H105ZM121 226H123V227H121ZM130 226V227H129ZM210 226V227H209ZM243 227V230H241L242 229V227ZM247 228H246V227ZM109 227V228H108ZM119 227H121V229L119 228ZM151 227H153V228H151ZM185 227L186 228H188V229H185ZM220 227V229H221V232H223V234H224V231L225 230H223L222 228ZM249 227V228H248ZM115 230H114V229ZM119 228V229H118ZM124 228V229H123ZM236 228H238V229H240V230H238V231H240L239 233L236 231L237 229ZM245 228H246V230H245ZM251 228V229H250ZM79 229V228H78ZM79 229V230H80ZM102 229H103V231H102ZM119 231H118V230ZM128 229V230H127ZM171 229V230H170ZM177 230H178V227L176 228ZM216 229V228H215ZM112 230H110V231H112ZM123 230V231H122ZM156 230V229H155ZM155 230L154 231H152V230H150V231H148V232H154V234H156V233H158V232H156L155 233ZM168 230V231H167ZM195 230V231H196ZM250 230H252V231H250ZM121 231V232H120ZM157 231H160V230H157ZM173 231V232H172ZM225 231V232H226ZM233 231V232H232ZM88 232V231H87ZM252 232V234H250ZM160 233V232H159ZM159 233L158 234H156V235H159ZM163 233V234H162ZM176 234L177 233V235L176 236H179V237H175V239H174V235L173 234ZM198 233H194V234H198ZM180 234V233H179ZM226 234V233H225ZM211 235V237H212V235H213V233H211L210 234ZM252 235V236H251ZM164 236V237H163ZM184 236V237H183ZM203 236H204V238H206L205 239V242L206 241H208V239H209V243H211V241H213L212 242V244H208L207 242H206V245H205V243H204V239H203ZM220 236V237H219ZM245 236H247L246 238H245ZM251 236V237H250ZM167 237H169V240L168 239H166ZM237 237L239 238V239H241V240H239V239H237ZM250 237V238H249ZM179 238V239H178ZM195 238H197V237H195ZM194 238V239H195ZM245 238V239H244ZM177 239V240H176ZM198 239V238H197ZM196 239V240H197ZM247 239V241H248V243H247V241H245ZM248 239H250V240H248ZM178 242V244H180V245H178L177 244V242ZM186 240H187V242H186ZM233 240V241H232ZM236 240V242H234ZM238 240V241H237ZM244 240V241H243ZM175 241V243H173ZM198 241V240H197ZM218 241V240H217ZM220 241V240H219ZM218 241V242H219ZM231 241L233 242V243H231ZM173 243V245H172V243ZM194 242H196V241H194ZM226 242V243H225ZM240 242V243H239ZM243 242V243H242ZM202 243H204V244H202ZM220 243V242H219ZM218 243V244H219ZM236 245H235V244ZM250 243L252 244V245H250ZM245 244V245H244ZM249 244V245H248ZM254 244V245H253ZM201 245H202V247H201ZM208 245V246H207ZM214 245H216V244H214ZM232 245H234V246H232ZM240 245V246H239ZM242 245L244 246L243 248H242ZM249 247H248V246ZM191 246V247H190ZM218 246V245H217ZM232 246V247H231ZM193 247V248H192ZM198 247H199V249H200V251L198 250ZM215 247V246H214ZM251 247V248H250ZM208 248V249H209ZM223 248V247H222ZM241 248H242V250H241ZM114 247H113V252H111V250H110V252L108 251V250H106L107 252H109L108 254H106V251H105V254H104V252L102 253V255L104 254L105 255V257H106V259H103V262L104 261H106V262H108L109 260L108 259H111L109 262H111L113 259L112 258H114V256H116L117 257V259H118V256H120L121 254L123 255V254H125V256L121 259L120 258V260H121V262L122 261H124L125 260V258L127 257V260H129V257H131L130 259H132V261H133V255H131V253H130V255L131 256H129L128 257V255H129V253L128 252H125V253H122L123 252V250H118V248L117 249H115L116 251H114ZM181 249V247L179 248V250L181 251L182 250ZM185 249V248H184ZM235 249V251H233V250ZM248 249V250H247ZM186 250V249H185ZM253 250V251H252ZM117 251H122L121 253H120V255L118 254L119 252H117ZM175 251V254H176V257H177V259L178 260H183L182 258H184V260L183 261H181V264H186V262L188 261V257L190 256L191 257V255H194V256H192L193 258H197L198 257V252H194V251H190V253H191V255L188 253V252H184V250H182L181 252L179 251L178 252V254H177V251L176 250H174ZM222 251V253H220ZM231 251H233L234 253H235V255L233 254H231V253H233V252H231ZM244 252V254H243V252ZM184 252V253H183ZM205 252V253H204ZM239 252V253H238ZM248 252V253H247ZM253 254H255V255H253ZM95 253H97V254H99V255H95ZM116 253L118 254V256L116 255ZM183 255H182V254ZM187 254V255H185L184 256V254ZM197 253V254H196ZM218 253H219V256H218ZM238 253V254H237ZM252 255H251V254ZM126 254H128V255H126ZM227 254L228 255H230V257L228 256L227 257ZM243 256H245V257H243ZM246 254V255H245ZM248 254H250V255H248ZM94 257L96 256L97 258H99V260L101 259V258H104V255L102 256L101 254H100V252H94V254H92ZM107 255H109V257L107 256ZM111 255H113L112 257H111ZM180 256V257H178V256ZM195 255H197V256H195ZM223 255V256H222ZM240 255V256H239ZM93 256L91 257V259L93 258ZM98 256H100V257H98ZM135 257L137 256V255H134ZM183 256V257H182ZM210 256V257H211ZM238 258H237V257ZM258 256V257H257ZM96 257H95V259H96ZM182 257V258H181ZM211 257V258H212ZM225 258V261L223 260L224 258ZM235 258V259H233V258ZM249 257V258H248ZM253 257V258H252ZM260 257V258H259ZM231 258V260H228V259H230ZM239 258H240V262H239ZM246 258V259H245ZM251 258V259H250ZM95 259H93L92 261H93V263H96L97 261H99L98 259L97 260H95ZM116 259V260H117ZM124 259V260H123ZM137 259H138V257H137ZM205 259V260H206ZM108 260V261H107ZM115 260V259H114ZM113 260V261H114ZM116 260H115V262H116ZM119 260V261H120ZM135 261H133V263L132 264H136L137 262H136V259H134ZM186 260V261H185ZM211 260H213V261H211ZM91 261V260H90ZM91 261V262H92ZM131 261V260H130ZM138 261V260H137ZM185 261V262H184ZM209 261H211V262H209ZM254 261V262H253ZM106 262L105 263H103V264H106ZM117 262H118V260H117ZM116 262V263H117ZM127 262V264H129L130 262L129 261H126ZM180 262V261H179ZM182 262H184V263H182ZM250 262V263H249ZM90 263V262H89ZM93 263H90V264H93ZM115 263V264H116ZM125 263V261L124 262H122L121 264H124ZM258 263V262H257ZM96 264H98V262L96 263ZM99 264H102V259H101V261H99ZM108 264V263H107ZM112 264V263H111ZM118 264H120V262H118Z\"/></svg>",
    "mask_w": 264,
    "mask_h": 264
}]
</instances>
